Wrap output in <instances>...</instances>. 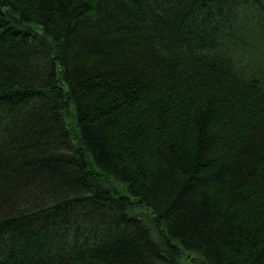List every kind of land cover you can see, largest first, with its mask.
Here are the masks:
<instances>
[{
	"label": "trees",
	"instance_id": "1",
	"mask_svg": "<svg viewBox=\"0 0 264 264\" xmlns=\"http://www.w3.org/2000/svg\"><path fill=\"white\" fill-rule=\"evenodd\" d=\"M0 264H264V0H0Z\"/></svg>",
	"mask_w": 264,
	"mask_h": 264
},
{
	"label": "rangeland",
	"instance_id": "2",
	"mask_svg": "<svg viewBox=\"0 0 264 264\" xmlns=\"http://www.w3.org/2000/svg\"><path fill=\"white\" fill-rule=\"evenodd\" d=\"M188 257H189V255H188ZM189 260V259H188Z\"/></svg>",
	"mask_w": 264,
	"mask_h": 264
}]
</instances>
